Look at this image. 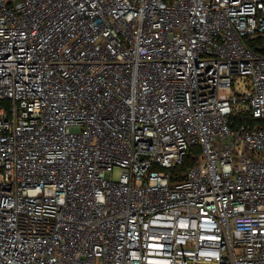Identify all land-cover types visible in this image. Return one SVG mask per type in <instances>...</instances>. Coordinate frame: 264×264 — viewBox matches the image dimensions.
Returning <instances> with one entry per match:
<instances>
[{
	"label": "built area",
	"instance_id": "built-area-1",
	"mask_svg": "<svg viewBox=\"0 0 264 264\" xmlns=\"http://www.w3.org/2000/svg\"><path fill=\"white\" fill-rule=\"evenodd\" d=\"M259 39L264 0H0V264H264Z\"/></svg>",
	"mask_w": 264,
	"mask_h": 264
},
{
	"label": "trees",
	"instance_id": "trees-1",
	"mask_svg": "<svg viewBox=\"0 0 264 264\" xmlns=\"http://www.w3.org/2000/svg\"><path fill=\"white\" fill-rule=\"evenodd\" d=\"M249 44L255 51L261 52L263 50V47H264V39H259L257 42L256 41L249 42ZM238 119H239V121L237 120V125L244 124V122H250V117H248V116H245V117L241 116ZM200 153H201L200 148H198V147L192 148V150L190 151V153L186 157L185 161L183 162V165L178 167L176 169V172L180 173V172L186 171L187 168L192 166L195 162V159L193 156L200 155Z\"/></svg>",
	"mask_w": 264,
	"mask_h": 264
},
{
	"label": "rangeland",
	"instance_id": "rangeland-1",
	"mask_svg": "<svg viewBox=\"0 0 264 264\" xmlns=\"http://www.w3.org/2000/svg\"><path fill=\"white\" fill-rule=\"evenodd\" d=\"M119 170L118 169H115L114 170V173H113V178L116 180L118 177H119Z\"/></svg>",
	"mask_w": 264,
	"mask_h": 264
}]
</instances>
